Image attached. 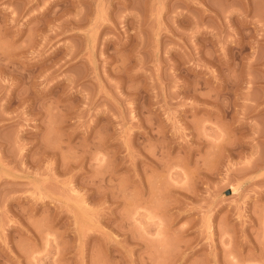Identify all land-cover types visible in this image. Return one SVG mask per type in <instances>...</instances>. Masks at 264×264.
<instances>
[{
	"label": "rangeland",
	"instance_id": "1",
	"mask_svg": "<svg viewBox=\"0 0 264 264\" xmlns=\"http://www.w3.org/2000/svg\"><path fill=\"white\" fill-rule=\"evenodd\" d=\"M0 264H264V0H0Z\"/></svg>",
	"mask_w": 264,
	"mask_h": 264
}]
</instances>
